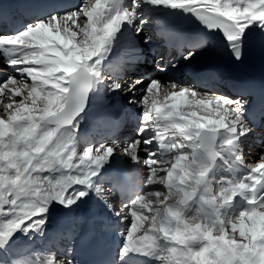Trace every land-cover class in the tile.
<instances>
[{
  "label": "snow or ice",
  "instance_id": "obj_1",
  "mask_svg": "<svg viewBox=\"0 0 264 264\" xmlns=\"http://www.w3.org/2000/svg\"><path fill=\"white\" fill-rule=\"evenodd\" d=\"M120 4L121 0L77 4L18 0L11 15L0 4V62L12 70L0 68L5 77L0 80V215L12 208L17 217L0 228V242L10 241L17 231H43L53 203L69 210L66 217H73L93 192L113 217L130 218L121 256L156 253L157 264H264V151L238 184L241 194L248 195V207L238 213L230 230L215 221L191 226L185 216L186 207L198 196L204 207L210 202L206 194L200 195V188L209 182L208 166L182 164L188 158L183 150L188 146L194 153L203 150L205 141L214 143L223 134V144L238 164L243 163L241 145L256 132L245 114L248 90L238 89L229 96L201 92L173 78L149 79L144 86V80L126 76L145 59L135 39L147 23L138 12L141 6L190 13L207 32L222 38L234 62L242 63L253 47L264 51V0H127ZM141 39L148 44L150 37ZM175 43L188 49L181 58L191 63L213 38L192 42L176 38ZM125 45L126 60L121 56ZM170 69L178 70L179 63L156 61V71ZM139 89L142 95L137 99ZM102 93L131 94L127 103L140 109L137 138L89 145L81 151L76 144L81 122L92 111L110 107ZM93 96L96 101L90 102ZM257 116L264 117V102L253 119ZM169 130L173 142L167 139ZM147 132L154 135L144 139ZM154 144L156 150L150 147ZM177 148L180 156L169 171L163 165ZM118 153L129 163L118 171L113 188L96 185L93 178ZM137 165L144 167L142 177ZM161 181L160 187L152 186ZM117 191L134 198L118 208L112 199ZM173 191L181 193L182 199L175 206H164L158 198L166 200ZM238 195L236 188H224L218 199L227 204ZM161 238L169 245L163 252ZM0 264L9 262L0 256ZM11 264L31 261L17 259ZM45 264L78 261L69 248L61 256L49 253Z\"/></svg>",
  "mask_w": 264,
  "mask_h": 264
},
{
  "label": "bare ground",
  "instance_id": "obj_2",
  "mask_svg": "<svg viewBox=\"0 0 264 264\" xmlns=\"http://www.w3.org/2000/svg\"><path fill=\"white\" fill-rule=\"evenodd\" d=\"M127 3V2H126ZM143 7V8H142ZM139 9L142 10L143 16L147 23L143 26L144 31L141 33V37L148 36L150 37L149 43L144 44L141 37H135L136 41L139 43V48L144 53V62L137 64L135 68L131 69L126 73V75L130 74V77H127L129 80H136L142 79L144 80V86L147 85L149 79H157L160 81H165L166 74L164 72L156 71V61H153V58L150 55V44L157 42V38L155 37L156 27L158 26V21L162 15L166 13H174L178 12L173 11L170 9H166L163 7L160 8H153L148 5H143ZM126 32L128 31V26L124 27ZM130 34V33H129ZM124 53V58H128L127 46L125 45L121 49ZM229 54L223 44V41L218 39L216 43H212L201 50L196 57L193 59L195 63L198 61L200 62L201 66L206 69H218L220 72V77L218 78L225 79V71L229 68L231 64V58L227 57L226 55ZM160 57L158 60H160ZM163 63H165L163 59ZM167 64V63H165ZM182 67L186 64V62L181 63ZM0 68H5L6 71L11 72V69H8L6 65L0 62ZM149 74V76H147ZM3 74L0 73V80H3ZM188 80H184V84L187 85ZM191 86H193L196 90L201 91L203 85L191 82ZM201 92H217L222 95H234L231 92H225V88H221L218 86H212L210 91H201ZM105 96L106 102L110 107L106 109H97L92 111L88 118L81 122L80 128L88 134V138L84 140H79L76 138V144L79 150H83L85 147L89 145H98L100 143H112V142H126L132 141L137 138V131L140 128V123H138L137 118L140 115V109L137 108L134 104H128L127 101L129 98H132L131 94L125 97L123 93L117 95L115 93H102ZM139 95H142V89H139L137 99ZM163 95V92L161 93ZM19 99V98H18ZM96 97H91L90 102H95ZM118 101V105L116 108H112L111 105L113 102ZM123 113H128L130 115L129 123L125 126L126 128L121 133V135H110L106 134L104 136H96L95 133H101L105 131V127L102 125V120L106 118H110L112 121L120 118ZM201 115L204 116H211L210 112H201ZM109 133H112L109 130ZM261 134L264 137V127L255 132V135L251 136L250 139H247L241 145V148L245 154L244 163L246 168V173L248 174V168L256 163L259 159V155L262 151H264V146H260L255 142L256 137ZM96 136V137H95ZM224 136L221 134L218 137V145L215 149V154L220 155L221 149L226 147L223 144V140L221 137ZM151 136H146L144 134V139H147ZM167 139L170 141L175 140V136L172 131L167 132ZM188 145V142H184ZM250 144H253V147H250ZM87 145V146H86ZM152 150H156L155 146H150ZM187 157L183 161H181L184 165H191L196 164L199 166H208L209 170V181L211 183L215 182V178L217 175L213 173V165H214V157L211 152H206L203 158H200L201 150L196 149L195 153L194 150H190L189 146L186 147ZM180 149L172 150L173 154L171 158L166 160L163 167L167 170H171L175 164L177 163V159L180 156L179 154ZM146 158V154H142ZM195 156V160L190 159L191 157ZM125 163H129L127 157L121 159L117 156H113L108 164L104 166L103 169L99 172V174L94 177V183L98 186L103 188H110V180L106 174V172L111 171L113 172L116 177L118 171L122 168V165ZM137 171L141 173V177L144 175V167L143 165L135 166ZM160 165L156 166V174H159ZM241 178H225V183L222 186L223 188H236L238 197L241 198L240 202L237 201H229L227 204H224L223 201H220L216 198L212 199L209 198V205L204 207L201 202L200 198L191 202L186 208L189 211L186 213V216L190 212H194V215H203L204 224H208L211 221H215L217 225H223L226 228H229L230 225L233 223L232 219L238 218V213H242L245 211L244 207H242V201L248 199L247 194H241L242 190L239 189L238 184L240 183ZM164 183V181H162ZM153 187H160L158 182L152 185ZM79 187V186H77ZM212 188L211 184L207 185L202 195H208L210 189ZM178 193L173 191L172 194ZM152 195L150 194L148 199H152ZM164 199V197L162 196ZM117 207H121L123 203L118 204L116 202V194L112 197ZM227 199V197H225ZM211 201H216L213 205ZM178 204V201H173L170 203H166V206H175ZM197 206V208H196ZM224 212H222L223 210ZM69 210H65L60 207V205L53 203L49 209L47 214V221L48 223L44 226L43 231H33L25 234L22 230L17 231L15 235L12 237L10 241L7 242H0V256L6 259L9 264H11L12 260L17 259H27L31 261V264H45L46 257L49 253L55 252L58 256L64 255L65 250L69 249L70 241L74 237L75 233L79 232V227L83 223L84 216L88 213L94 216L98 222H101L102 225V234L106 241H109L114 231H117L116 240L122 247L123 244V233L126 232L127 227L130 223L129 220L120 218V217H113L112 214L108 211L107 207H105L104 203L101 202L100 199L95 197V193L89 192L88 197L84 202H82L81 206L76 209L73 213V217L68 218L66 217ZM123 211V210H121ZM207 213V214H205ZM7 217H0V228L3 225L13 219H16L15 210L12 208H8ZM6 214V215H7ZM123 214V213H122ZM162 241V239H161ZM160 247V240L158 241ZM165 245H167L165 243ZM166 249V248H165ZM164 250V249H163ZM120 251V249H119ZM155 254V253H153ZM139 256H144L142 254H138ZM119 264H140L134 255L129 254L127 256H120ZM157 264V262H156Z\"/></svg>",
  "mask_w": 264,
  "mask_h": 264
},
{
  "label": "rangeland",
  "instance_id": "obj_3",
  "mask_svg": "<svg viewBox=\"0 0 264 264\" xmlns=\"http://www.w3.org/2000/svg\"><path fill=\"white\" fill-rule=\"evenodd\" d=\"M143 8V7H142ZM138 12L141 14V19H144L145 20V18L144 17H142L143 16V12H142V10L141 9H138ZM137 23H139V22H137ZM127 77H130V74L127 76ZM187 83H188V81H187ZM201 91H203V90H201ZM210 91V90H209ZM129 99H131V98H129ZM138 119H139V121H140V115H139V117H138ZM87 146V145H86ZM114 156H117L118 158H121V159H123V158H125V156L123 155V154H120V153H118L117 155H114ZM162 183V181L161 182H158V184H161ZM223 187L220 185V186H215V185H212V188L210 189V191H209V193H208V195H207V198L209 199V198H212V199H214V198H216V199H218L222 194H223ZM154 195V194H153ZM152 195V196H153ZM95 197H96V195H95ZM117 197V196H116ZM134 197H132L131 199H133ZM153 198V197H152ZM130 199V200H131ZM182 199V195H181V193H174V194H171L166 200H165V198L163 199L162 198V196L161 197H159L158 198V200H164L165 201V204H164V206H166V203H170V202H173V201H180ZM219 200V199H218ZM118 203H122V202H120L119 200H118V198H117V200H116ZM221 201V200H220ZM119 208V207H118ZM189 211V209L188 208H186L185 209V216H186V213ZM7 212H8V210H7ZM7 212L5 213V214H2V215H0V217H7L8 216V214H7ZM222 212H224V210L222 211ZM7 214V215H6ZM203 215H200V214H198V215H194V213H193V211L192 212H190L186 217H187V221H186V223H188L189 225H191V226H194V225H196V224H198V223H204V218L202 217ZM235 221V219H232V222H234ZM162 239V238H161ZM160 239V240H161ZM167 247L169 246L168 244L166 245ZM161 247L164 249L163 251H165L166 249V247H165V242L163 241V239H162V241H161ZM121 248V247H120ZM120 255L121 254H119V257H120Z\"/></svg>",
  "mask_w": 264,
  "mask_h": 264
},
{
  "label": "water",
  "instance_id": "obj_4",
  "mask_svg": "<svg viewBox=\"0 0 264 264\" xmlns=\"http://www.w3.org/2000/svg\"><path fill=\"white\" fill-rule=\"evenodd\" d=\"M216 141V140H215ZM215 141H214V143H215ZM213 142H212V144H214Z\"/></svg>",
  "mask_w": 264,
  "mask_h": 264
}]
</instances>
